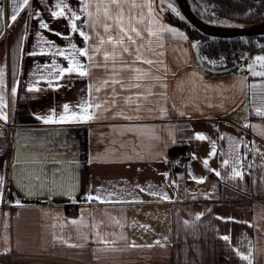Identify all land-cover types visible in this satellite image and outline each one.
Wrapping results in <instances>:
<instances>
[{"label":"crops","instance_id":"1","mask_svg":"<svg viewBox=\"0 0 264 264\" xmlns=\"http://www.w3.org/2000/svg\"><path fill=\"white\" fill-rule=\"evenodd\" d=\"M59 2L0 0V264H264V71L199 64L176 0Z\"/></svg>","mask_w":264,"mask_h":264},{"label":"trees","instance_id":"2","mask_svg":"<svg viewBox=\"0 0 264 264\" xmlns=\"http://www.w3.org/2000/svg\"><path fill=\"white\" fill-rule=\"evenodd\" d=\"M194 13L201 19L209 22L211 19H219L231 22L235 26L253 24L264 20V0H188ZM167 21L183 28L192 40L202 43L199 51L202 62L210 65L212 60H221L217 68H225L241 63L248 57L242 59L245 50L253 55L262 47L254 43L255 39H264V35L255 37L226 38L218 39L208 37L193 27L188 21L168 10L162 13ZM213 23V22H209ZM215 24V23H214ZM246 40H252L245 45Z\"/></svg>","mask_w":264,"mask_h":264},{"label":"water","instance_id":"3","mask_svg":"<svg viewBox=\"0 0 264 264\" xmlns=\"http://www.w3.org/2000/svg\"><path fill=\"white\" fill-rule=\"evenodd\" d=\"M177 7L180 10L183 17L190 23L193 27L198 29L201 33L208 37H214L218 39L226 38H238L243 37H255L259 35H264V20L255 22L253 24H246L240 26H222L214 23L206 22L196 15L193 9L189 5L188 0H176ZM201 44L198 43L196 46V59L199 64L203 65L200 57ZM238 65L230 66L225 69H210L209 71L213 72H225L227 70H232L237 68Z\"/></svg>","mask_w":264,"mask_h":264},{"label":"snow or ice","instance_id":"4","mask_svg":"<svg viewBox=\"0 0 264 264\" xmlns=\"http://www.w3.org/2000/svg\"><path fill=\"white\" fill-rule=\"evenodd\" d=\"M14 2H15V0H14ZM81 2H83V0H81ZM28 3H29V0H19V3L16 4V6L13 8V10H12V14H11L10 17H9V20H10V24H9V26H11V22H15V21L17 20L18 16L20 15V12L23 10L24 6H26ZM113 3H115V0H113ZM61 6H63V8H67V7H68L66 4H64V0H60V2L57 4V7H58V8H61ZM63 8H62V10L59 11V12H57V11H53V12L51 13L52 17H53V18H56V17L64 16ZM3 14H4V10H3V8H0V19L3 18ZM73 16H74L75 19H79V16H76L75 13H73ZM40 27L43 28V29H47V28H48V25L45 24V23H43V22H41V23H40ZM77 29H78V26H77L75 23H71V30H72L73 32H75V31H77ZM168 30H169V31H172L171 29H168ZM80 34H81L82 36L85 35L83 32H81ZM56 35H60V36H62L63 34H61V33H56ZM85 39H87L86 36H85ZM194 46H195V45H194ZM72 47L74 48L75 46L73 45ZM36 54H37V53H31V55H36ZM58 54L63 55L64 53H63V51L58 50ZM79 54H80L81 56H84V55H86V52H85L84 50H81V51L79 52ZM65 58L67 59V57H65ZM256 60L261 61L262 63H264V57H256ZM69 65H70V66H69L67 69H58V72H59V75H60V76H63V74H64L65 72H69V73H70V72L73 71L72 61H69ZM45 67H49V66H48V65H45ZM75 67H76V68H81L82 65H80L79 63H76ZM84 74H85V73H84L83 71L80 72V75H81V76H83ZM255 75L264 76V72L255 73ZM49 85L51 86V81H49ZM29 90L31 91L32 89L30 88ZM15 91H16V89L13 88V89H12V93L15 94ZM0 102H2V98H0ZM63 107H64V111H65V113H67V112L69 111V105L65 104ZM81 107H83V106H81ZM258 114L261 115V116H264V112H260V111H258ZM74 117H75V114H73V118H74ZM0 119H4V120H6L7 117H6L3 113H0ZM49 119H50V118H49ZM60 119H61V120H65V119H67V117H65V116L62 115V116L60 117ZM45 122L47 123V122H49V120L46 119ZM197 139L203 140V139H205V137L198 135V136H197ZM207 163H208L207 160H205V161H204V164H205L206 167H207ZM224 163L227 164L228 162L225 161ZM233 173H234V175H236V176H239V175H240V173H239L238 171H236V169H233ZM217 174H218V173H217ZM200 182H202V181H200ZM87 198H88V199H92V197H87ZM223 239L227 240L228 237H223ZM241 258H242V259H247V257H241Z\"/></svg>","mask_w":264,"mask_h":264},{"label":"rangeland","instance_id":"5","mask_svg":"<svg viewBox=\"0 0 264 264\" xmlns=\"http://www.w3.org/2000/svg\"><path fill=\"white\" fill-rule=\"evenodd\" d=\"M177 9V14L176 15H178V16H180V17H183V15L181 14V12H180V10L178 9V7L176 8ZM184 18V17H183ZM209 22H213V23H215V24H218V25H222V26H235V25H233V24H231V22H228V21H223V20H219V19H216V18H214V19H211ZM252 40H246L245 42H244V44L245 45H250ZM200 43L201 45H202V43L200 42V41H195V43ZM253 42L254 43H256V44H258V46H260V47H262L261 48V50H258V51H256L253 55H249V52L247 51V50H245V53L243 54V56H242V59L243 58H245V57H248V58H250V57H252V58H250L249 60V65H247L246 67H248L249 69H251L252 68V65H254V66H259V68L258 69H256L257 71H264V63H262L261 61H258V60H256V57H264V39H255V40H253ZM250 43V44H249ZM220 63H223V61H219V60H212V61H210V65L213 67V66H218V64H220ZM252 70V69H251ZM255 70V71H256Z\"/></svg>","mask_w":264,"mask_h":264},{"label":"built area","instance_id":"6","mask_svg":"<svg viewBox=\"0 0 264 264\" xmlns=\"http://www.w3.org/2000/svg\"><path fill=\"white\" fill-rule=\"evenodd\" d=\"M186 161H187V156H180V157H177V158H172L169 160V164L170 165H174V164H179L180 167H183L185 166L186 164ZM16 212H13V215H15ZM13 258V257H11Z\"/></svg>","mask_w":264,"mask_h":264}]
</instances>
